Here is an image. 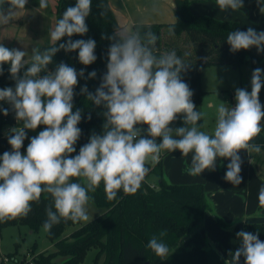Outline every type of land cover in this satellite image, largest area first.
<instances>
[{"label":"clouds","instance_id":"1","mask_svg":"<svg viewBox=\"0 0 264 264\" xmlns=\"http://www.w3.org/2000/svg\"><path fill=\"white\" fill-rule=\"evenodd\" d=\"M50 2L39 0V8L47 9ZM7 3L10 5L7 14L0 8L3 24L17 17L28 0H7ZM91 3L92 0H77L74 7H68L49 31L52 46L44 51L33 48L30 61L25 59L26 51L0 44V74L2 65L10 62V74L16 81L14 89L0 90V101H7L16 120L22 122V127L10 130L8 143L12 151L0 157V222L27 217L32 203L39 202L42 193L51 194L53 199V204L45 209V232H50L62 219L86 222L89 220L87 206L92 199L89 192H95L103 182L109 201L116 200L120 190L135 194L150 171L147 164L155 165L165 150H179L183 157L192 153L190 167L186 169L191 176H201L205 170L215 171L218 158L230 159L224 179L237 186L242 182L240 150L249 154L261 151L259 145L252 143L264 129L261 123L264 106L259 100L264 73L260 68L252 73L250 93L245 89L236 90L234 108L220 104L214 132L208 134L197 123L204 113L194 110L193 92L181 79L187 63L174 50L157 56L158 37L150 30L141 34L139 29L123 26L111 37L114 42L108 51L107 72L101 85L95 94L88 93L89 100L96 105L103 104L106 109L104 132L92 134L89 142L80 147L79 154L71 157L81 136V129L77 127L81 112L72 111L78 74L64 63L47 75L40 76V73L47 70L61 49L79 50V62L84 65L97 59L96 43L92 39H69L56 46L65 36L88 32L85 20ZM217 7L221 11L239 10L243 0H217ZM260 12L264 13V7ZM169 34H174L173 28ZM227 43L232 52L252 47L264 52V31L257 33L251 27L247 31H234L228 34ZM26 64L30 66L20 77L18 74ZM79 75L83 76V70ZM95 76V71L89 74L90 78ZM81 91L87 93V87ZM3 114L7 116L8 110L4 109ZM178 114H184L185 126L173 131L169 125ZM145 124L147 136L151 138L141 135L138 125ZM40 125L46 126L45 129L31 138L26 154H22L25 129L35 130ZM157 137L162 142L157 143ZM73 178L80 182H74ZM258 201L264 207V186L259 189ZM166 234L161 231L159 236L153 235L147 245L160 259H165L170 252L162 240ZM236 236L240 247L231 254L232 264H239L242 256L245 264H264V241L257 234L243 230Z\"/></svg>","mask_w":264,"mask_h":264},{"label":"trees","instance_id":"2","mask_svg":"<svg viewBox=\"0 0 264 264\" xmlns=\"http://www.w3.org/2000/svg\"><path fill=\"white\" fill-rule=\"evenodd\" d=\"M191 1L173 0L175 21L171 24H136L133 26V30L139 29L141 34L150 30L158 37L155 44L157 56L167 52L165 45L163 49V38L170 35V28L174 29V34L170 35L172 38L175 40L184 38V42L190 46V54H184L176 46L173 49L177 56L188 65L187 70L181 73V79L192 90V102L197 107L202 103L204 96L200 85L204 67L226 65L240 71L246 65L253 73L264 59V52H258L256 47L236 52L230 51L227 36L231 32L240 31L237 23L219 21L208 16L192 15L189 10ZM2 3L3 0H0V4ZM28 3L39 7V0H28ZM76 3L77 0H57L54 8L56 22L62 18L68 7H74ZM9 7L7 0L0 5L2 9ZM44 10L50 11V5ZM85 23L88 27L86 34L65 36L57 41L56 46L59 47L61 43H67L69 39L72 41L92 39L96 43L94 54L97 59L90 65H84L79 62V50L66 52L61 49L53 56L47 70L40 73V76L47 75L48 72L55 71L60 63H64L74 68L78 74V83L73 89L72 111L73 113L77 110L81 112V121L77 125L81 129V136L74 145L76 151L70 154L71 157L79 154L80 147L89 142L92 134L102 135L104 132L106 109L103 104L96 105L89 100L88 93L95 94L102 83V78L107 72L108 51L114 42L111 37L119 29L108 0H92L91 11L86 17ZM50 46L52 44L47 45L45 49ZM29 66L26 64L18 75L22 77ZM2 68L0 90L12 88L13 78L10 74V65L5 63ZM81 70H83V76L79 75ZM93 71L96 72V76L90 78L89 74ZM262 85H264L263 77ZM85 86L88 91L82 93L81 89ZM250 90L247 91L250 93ZM263 97L264 86L259 93L261 104ZM4 109L8 110L7 116L3 114ZM14 118L15 112L12 110V106H7L0 101V157L4 152L12 151L8 143V137L12 133L5 136H2V133L13 125ZM175 121L185 126L183 121L178 119ZM19 123L22 127V122ZM261 123L264 126V120ZM45 127L40 125L35 130L25 129L26 138L20 149L22 154H26L31 138L37 136ZM138 127L141 128V135L146 137L148 125H138ZM252 143L260 146L261 157L264 156V129ZM250 155L251 158L255 159V156L259 158L260 152ZM263 162L264 157L260 164L255 160V166L259 168ZM147 166L150 171L141 188L135 194H125L120 190L117 193V199L109 201L103 182L95 192H89L88 194L92 198L89 202L98 208L106 209L105 213L85 224L62 219L59 224L51 228L50 232L45 234L47 239L52 242L55 251L46 255L38 254L34 257V264H81L87 253L93 249L95 254L92 264H226L208 243L206 232L201 225L205 212L210 210L203 185L166 183L162 176L161 159L155 165L148 163ZM153 174L157 178L154 186L147 182L148 177ZM73 181L80 182L78 178H73ZM52 204L51 194L42 193L40 201L32 203V211L27 217H17L0 222V230L4 227L22 225L28 227L32 232H37L41 227L43 228L47 219L46 207ZM216 222L219 226L225 227L221 219L217 218ZM71 226H78V228L73 230L68 237L61 238L63 231ZM161 231L167 233L162 237V240L170 249L169 255L165 259H160L147 247L151 237L159 236ZM243 231L257 234L258 238L264 241V223L245 224ZM15 253L16 250L7 254V257L13 259ZM57 257L62 260L55 263L53 260ZM1 264H5L3 259H1ZM243 264H245L244 257Z\"/></svg>","mask_w":264,"mask_h":264},{"label":"crops","instance_id":"3","mask_svg":"<svg viewBox=\"0 0 264 264\" xmlns=\"http://www.w3.org/2000/svg\"><path fill=\"white\" fill-rule=\"evenodd\" d=\"M135 1L136 0H108L119 28L123 26L132 28L134 24L169 23L175 21L173 0H144L143 6H147L145 10L149 13V17L143 16V13H134L131 11V7L130 11H127V15L122 14V11L119 13L118 9L121 5L125 8L127 3L130 5V3L133 4ZM123 7L121 6L122 10L124 9ZM261 7H264V0H243V7L241 9L235 11L230 9L221 11L217 7V0H192L189 5V10L192 15L208 16L219 21L235 22L240 31H247V29L251 27L259 33L264 31V13L260 12ZM3 10L5 14H7V9ZM48 14L55 15V12L51 13V10L46 12L44 9L34 7L32 4L27 3L25 9L21 11L17 17L20 18L21 21L25 20L24 24L26 26L29 25V29H31L34 23H37V25H34L35 29L44 40L42 31L49 23V19L47 18ZM163 18H165L164 22ZM13 24L14 23L10 20L7 23V27L14 31L13 39L16 37L22 40L28 39L30 36L28 33L29 31L19 33V29L13 27ZM45 43L46 45H50L51 42L49 43L47 41ZM1 44H4L2 40ZM259 68L262 73H264V59L261 61ZM262 77L264 78V76ZM200 85L201 89L204 90L202 74ZM222 90H218V88L215 89L217 92H222ZM210 104L213 105V107H209ZM206 107L208 109L214 108L213 99L209 98L206 102ZM206 118H208V116ZM177 119L183 121L179 117H177ZM163 152L164 153H161L160 159L162 176L166 183H197L203 185L205 198L210 207V210L205 212L201 224L206 232V239L226 264H232L231 254L240 247V240L236 236V233L242 231L245 224L264 223V207H260L258 201L259 189L261 186H264V172L255 166L253 158H251V155L246 150H240L238 155H240L242 160L240 173L242 182L237 186H233L224 179L227 171V164L230 163V159L218 158L215 171L205 170L201 176H191L187 173L186 169L190 167L192 153H189L187 157H183L179 150L173 152L165 150ZM262 166L264 168V163ZM156 182L157 178L155 179V183ZM217 218L223 221L225 227H221L217 224ZM242 263L243 256L239 261V264Z\"/></svg>","mask_w":264,"mask_h":264},{"label":"rangeland","instance_id":"4","mask_svg":"<svg viewBox=\"0 0 264 264\" xmlns=\"http://www.w3.org/2000/svg\"><path fill=\"white\" fill-rule=\"evenodd\" d=\"M133 1V0H132ZM57 0H51L50 2V9L51 13L54 12V8L56 6ZM144 0H136L133 4L130 3V5L127 3L125 5V8L123 5H121L124 9L122 10L121 6L119 7L118 11H122V14L127 15V11H133L134 13H140L145 17H149V13L145 8L147 6H143ZM164 6V4H163ZM165 9V8H164ZM166 10V9H165ZM46 12H49L45 10ZM169 11V9H168ZM170 13V11H169ZM47 18L49 19V23L47 27H44L43 29V36L44 40L41 38L40 33L35 29L34 25H37V23H34L32 25L31 29H29V25H25V20H22L18 17H15L14 19H11L10 21L13 24V27H17L19 29V33L27 32L29 31V37L28 39L22 40L21 38H14V31L9 29L7 27V24L0 23V44L1 40L4 44L3 46L7 47L8 49H18L21 51H26L28 53V56L25 57V59L31 60V54L33 48H38L41 51L45 49L47 46L45 42H51L49 37V31L54 28L56 24V15L54 14H48ZM165 18H163L164 22ZM173 22L169 23H160V24H171ZM158 24V23H157ZM136 25V24H134ZM133 25V26H134ZM133 26L131 29H133ZM31 31V32H30ZM7 34V36H6ZM163 49L165 48L164 45L167 47L166 51L171 52L175 51V46L182 50V52L186 55L188 53L190 54V46L184 42V38H177L176 40L172 38L170 35L165 36L163 38ZM52 44V42L50 43ZM46 45V46H45ZM166 53V52H163ZM193 59V58H192ZM191 59V60H192ZM10 65L9 63H6ZM202 77H203V91L205 92L204 99L202 103L195 107V111H201L204 113L202 119L198 121V126L200 127V130L205 133H213L215 126H216V119H217V108L220 106L221 103H224L226 107L232 108L233 105H236L237 101L235 99V92L237 89H242L244 87L245 90L251 89V78H252V71L249 66H243V68L238 71L235 70L231 66H217V67H204L202 69ZM209 81V82H208ZM210 83V84H209ZM222 90V92H217L215 89ZM251 92V90H250ZM209 96V97H207ZM209 98L213 99L214 101V108L208 109L206 107V102L209 100ZM261 105H264V97H263V103ZM262 110L264 108L262 107ZM208 116V118H206ZM177 117L182 119L184 121V114H178ZM21 127L19 122L13 123L11 128H18ZM169 127L175 131V129L179 127H184V125H181L177 122L170 123ZM190 127V125H189ZM147 134V133H146ZM146 138H151L146 135ZM173 138L178 139V137L174 136ZM157 143L162 142V138L157 137L156 138ZM162 153H164L162 151ZM251 154L254 155V152ZM259 154V153H257ZM262 150L260 151V157L255 159L253 158L254 162L255 160L257 163H261L264 156L261 157ZM264 155V154H263ZM161 157V155H160ZM160 160V158H159ZM151 163V162H149ZM264 163V162H263ZM262 163V165H263ZM260 166L259 168L261 171L264 172L263 166ZM156 176L150 175L147 179L148 184H151L154 186ZM87 211L89 215V220L91 221L96 217H99L100 215L104 214L106 209L98 208L94 206L91 202H89L87 206ZM88 221H81V224H85ZM78 226H71L66 228L63 233L61 234V238L68 237L70 233L77 229ZM46 232L41 227L37 232H32L28 227L17 225V226H9L4 227L0 230V258L1 259H8L5 261V264H18V262H21V264H34L33 260L34 257H36L38 254H48L50 252H54L55 248L46 237ZM16 250L15 256L13 257H7V254L13 253ZM95 250H90L83 263L81 264H92V259L94 257ZM16 260L13 261V260ZM62 259L60 257L55 258L53 261L55 263L60 262ZM243 264V263H242Z\"/></svg>","mask_w":264,"mask_h":264},{"label":"built area","instance_id":"5","mask_svg":"<svg viewBox=\"0 0 264 264\" xmlns=\"http://www.w3.org/2000/svg\"><path fill=\"white\" fill-rule=\"evenodd\" d=\"M12 82H13V87H12V88L14 89L15 86H16V81H15L14 79H12ZM2 102H3L5 105H7V106L10 105L7 101H2ZM234 107H235V105L232 106V108H234ZM13 122L15 123V122H19V121H17L16 118H14V121H13ZM7 129H8V130H5V131L2 133V136H5L6 134L10 133V132H11L10 130H11L12 128L9 127V128H7ZM6 260H8V259H6V258L4 259V258H3V261H4V262H5ZM8 261H9V260H8ZM13 261L16 262L15 259H14ZM33 263H34V262H33ZM18 264H21V262H18Z\"/></svg>","mask_w":264,"mask_h":264},{"label":"water","instance_id":"6","mask_svg":"<svg viewBox=\"0 0 264 264\" xmlns=\"http://www.w3.org/2000/svg\"><path fill=\"white\" fill-rule=\"evenodd\" d=\"M0 264H1V258H0Z\"/></svg>","mask_w":264,"mask_h":264}]
</instances>
